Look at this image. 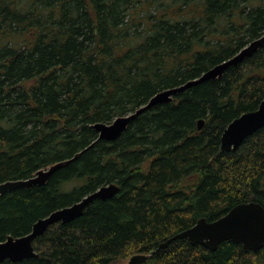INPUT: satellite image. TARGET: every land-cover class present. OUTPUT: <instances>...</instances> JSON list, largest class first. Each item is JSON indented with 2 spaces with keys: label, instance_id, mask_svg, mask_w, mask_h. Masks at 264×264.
<instances>
[{
  "label": "trees",
  "instance_id": "obj_1",
  "mask_svg": "<svg viewBox=\"0 0 264 264\" xmlns=\"http://www.w3.org/2000/svg\"><path fill=\"white\" fill-rule=\"evenodd\" d=\"M264 36V0H0V183L73 158L45 184L0 196V241L109 183L68 223L38 236V257L0 264H264V246L215 250L177 233L243 202L264 206V126L223 151L228 124L264 99V44L157 103L115 140L94 124L134 112ZM204 120L201 129L199 120Z\"/></svg>",
  "mask_w": 264,
  "mask_h": 264
},
{
  "label": "water",
  "instance_id": "obj_2",
  "mask_svg": "<svg viewBox=\"0 0 264 264\" xmlns=\"http://www.w3.org/2000/svg\"><path fill=\"white\" fill-rule=\"evenodd\" d=\"M263 44L264 36L251 41L236 55L205 71L199 78L188 80L179 86L158 92L146 104L140 106L134 112L118 116L110 123L97 122L94 124V127L99 132V137L106 140L119 138L127 129L129 123L139 114L157 103L172 101L174 95L192 85L204 80L221 77L228 67L237 65L245 58L253 55ZM203 125L204 120H199L198 128L201 129ZM263 126L264 99L257 109L241 114L228 124L221 137V149L223 151L237 150L247 137ZM77 156L78 154L73 158L57 162L48 168L40 169L30 178L1 182L0 196L18 187L45 184L53 172ZM119 190V185L114 182L103 185L81 198V200L56 209L47 216L39 218L33 224L32 230L29 233L21 236H8L6 240L0 241V262L6 259L18 261L25 258L38 257L39 254L34 247V241L38 236L43 235L52 224L72 221L81 216L86 207L94 199L110 198ZM178 238H187L192 244H201L210 250H215L219 243L224 240H233L242 243L249 250H258L264 246V206L256 201L243 202L235 205L223 216L215 220L208 221L206 218H201L195 225L177 233L167 243L161 244L159 248L166 247L171 240L173 241ZM154 252L153 250L150 253H137L131 256L126 264H145Z\"/></svg>",
  "mask_w": 264,
  "mask_h": 264
},
{
  "label": "rangeland",
  "instance_id": "obj_3",
  "mask_svg": "<svg viewBox=\"0 0 264 264\" xmlns=\"http://www.w3.org/2000/svg\"><path fill=\"white\" fill-rule=\"evenodd\" d=\"M128 260H129V259H127V260H125V261H123V262H119V263H117V264H126V263L128 262Z\"/></svg>",
  "mask_w": 264,
  "mask_h": 264
}]
</instances>
